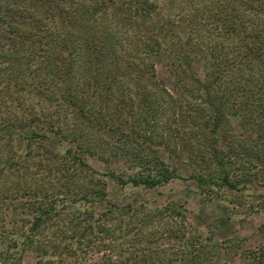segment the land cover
<instances>
[{"label": "trees", "instance_id": "16d2710c", "mask_svg": "<svg viewBox=\"0 0 264 264\" xmlns=\"http://www.w3.org/2000/svg\"><path fill=\"white\" fill-rule=\"evenodd\" d=\"M73 1L0 0V211L8 210L9 217L0 228V264H12L33 247L49 222L55 232L58 217L68 218L62 229L68 244L57 251L58 261L71 255V241L77 243L76 251L90 248L92 254L108 246L117 256L122 245L114 232L128 224L126 235L133 240L128 245L140 247L110 264H203L216 242L203 239L197 228L185 230L181 212L169 210L170 223L154 230L163 211L138 216L132 203H109L105 181L82 153L105 162L122 159L131 173L126 180L116 177L136 187L186 178L181 172L189 171L187 177L210 193L220 187L246 189L255 181L264 188V0H171L191 13L183 20L190 47L178 63L170 61L182 86L175 100L179 123L170 143L155 140L165 101L150 83L153 63L145 62V54L157 47L177 51L176 44L162 40H171L174 31L168 18L153 15L156 0H95L82 7ZM111 7L119 9L136 37L120 39L107 23L100 32L95 28L93 14ZM194 65L202 69L203 79ZM188 70L190 79L185 78ZM50 76L66 81L60 95L48 92ZM34 89L42 98L67 100L77 116L71 135L52 113L23 105V92ZM230 117L237 118L236 129ZM62 141L68 147L54 166L63 179L46 188L40 182L29 187L28 173L41 174L43 161L57 153L53 145ZM234 162L247 167L230 169ZM107 202L109 209L97 211L96 205ZM18 214L21 218L15 219ZM115 218L119 220L111 229L107 223ZM157 232L177 245L163 252L156 245L162 238ZM106 238L111 243L104 244ZM35 248L38 252L41 246ZM41 258L37 255L38 262Z\"/></svg>", "mask_w": 264, "mask_h": 264}, {"label": "rangeland", "instance_id": "374dc122", "mask_svg": "<svg viewBox=\"0 0 264 264\" xmlns=\"http://www.w3.org/2000/svg\"><path fill=\"white\" fill-rule=\"evenodd\" d=\"M94 1L95 0H74L73 2L75 5H81L82 7L93 5ZM156 5L153 15L154 12H156L163 20L168 18L171 29L174 31L171 35V40L169 36L164 37L162 40H165L166 43L170 42V44H176L174 48H176L177 51L175 50L173 54L172 50L169 52L162 46H160V48L156 46L157 48L154 49V52L145 54V62L153 63L155 76L150 80V83L159 87L161 93L160 99L161 101L163 100V102L165 101L164 107L166 110L164 109V116L160 118L161 120L156 126L155 140H167V142L170 143L171 139L169 136L173 134L171 133L173 130L177 129L176 125L179 123L175 115L179 107L176 105L175 100L179 99L178 92H182V86L178 81L179 77L176 76L178 72H174L173 66H170V61L176 60L175 62L178 63L181 60L179 57L182 58L185 50L190 47V39L188 38L189 30L185 27L186 25L183 23V20L185 16L187 17V13H191V11L185 10V8H179L175 2L171 0H156ZM112 7L106 8L105 13H103V10H98L93 14V18L91 17V19L96 23L95 28L100 32L102 23H107L106 26L107 28L109 27L108 30L110 29V31H113L120 39H128L131 35H135L136 37L135 29H133L132 26L129 27L128 24L123 23L121 20L119 9ZM211 23V26L216 24L215 21H211ZM78 26H82L80 28L85 30L83 25L79 24ZM216 38V36L214 38L212 37L214 40ZM212 43L213 42H211V44ZM215 43H217V40L214 41V44ZM191 47H194V45ZM183 67L184 66L181 68ZM194 67H197L196 72L198 77L203 79L204 75L202 69H200L198 65H194ZM33 69L36 70V67ZM191 72V70H188L185 78L190 79ZM41 76L42 75L39 74V76L36 77L40 79ZM50 78L52 82H50L47 87L48 92H55L57 95H60L62 91H59V88L65 87L66 81L62 82L55 76H50ZM28 81L31 83L32 79L29 78ZM125 83L127 82L125 81ZM27 85L29 86L31 84ZM39 93L40 90L38 89H34L32 92H23L21 96L23 105L34 107L36 112H38L37 110H41L47 112L48 115L52 113L55 121H58L62 129L71 135L73 126L77 123V116L72 110V107L67 104V100H65V98H60V100L57 101L58 97L56 98V96L50 95H48L49 98H46V96L42 98L38 95ZM230 124L236 129L237 118L230 117ZM235 133H237V131ZM184 139L183 143L185 141ZM17 141L18 139L15 138V143ZM67 142L68 141H62L59 142L58 145H53L57 153L56 155L51 154L54 160L50 157L49 160L46 159V161H43L45 164L44 167L47 168H44L41 174L36 173V171L28 173L27 181L29 187L34 188L40 184L42 186L44 185V188H46L50 186L52 181L57 183L58 178L59 181L63 179V177L60 176V172L55 168L54 161L57 160L58 156H63L61 154H63L65 151L64 149L68 147ZM109 149L107 150L110 151ZM50 152L53 151L50 149ZM82 154L87 165L96 173L100 174L101 179L105 181L106 197L109 203H116L121 206L132 203L133 209H135L138 216H142L143 214L152 215L156 212L163 211L160 213L161 218L159 220L156 219L153 224L154 230H157L158 226L161 227V225L163 229L166 223H170L171 215L169 214V210L172 209L173 211L181 212L185 215V230H189L188 227L197 228V230L201 232L203 239H210L212 242H216L218 244L215 246L216 250L212 256H209L210 258L207 257L203 264H264V254H260L261 250L264 251V188L261 182L256 183L255 181L252 185L248 186V188L240 190H231L225 187L215 188L214 192L210 193L207 190H200L195 181L187 177L189 171H185L181 173L183 176H186V178H174L156 187H144L141 185L136 187L131 183H122L116 177V174H118L122 179L126 180L127 174L131 173L122 159L113 160L114 157H110V159L108 158L109 162H105L98 156H93L86 152ZM229 162H231V159ZM229 165L230 169L239 167L240 170H244L247 167V164L240 162H234ZM82 178L80 179V184L83 182ZM34 182L40 183L34 184ZM108 202L98 204L95 208L97 211L109 209L111 205ZM26 205H24V207H26ZM2 210V212L0 211V228L3 225L2 221L9 222V217H6L8 210ZM21 215L22 214H18V216H15V219H20ZM118 220L119 218H115L114 220L109 219L107 225L111 229H114V225H117ZM56 221L57 230L55 232L51 228L52 223L49 222L48 227L42 229L32 242V245L34 244L33 247L29 246L12 264H110L113 263L111 260L115 259L117 263H119L127 255H130L129 253L133 251L134 247H140L139 245H137V247L136 245H128V242L132 243L133 240L130 239L131 235H126V227L128 224H123L121 230L117 229L118 231L116 230L114 232V236H116V238L118 237L121 241L120 245H122L119 247L120 251L117 256L116 253L112 251H110V253L108 252V246H105V248L101 247L99 248V252L92 254H89L90 248H87L88 253L86 252L87 250L79 251L77 249L78 251H76L75 248L77 247V243L71 241L72 244L69 243V247L70 245L72 246L70 248L68 247V253L71 255L68 259H65L62 255L58 261L57 251L68 244V238H65L64 233H62V229L68 224V218L58 217ZM66 233L69 235V232ZM156 236L161 237L162 235L157 232ZM157 239V247L165 253L170 251L169 249L172 246L177 245L176 241L168 240L165 236H162L161 239ZM3 243V238H0V248L4 245ZM103 243L106 245L111 243L110 238L104 239ZM38 246H41V248L36 252L34 249ZM96 248V245H94L93 248L91 247L92 250H96ZM37 255L42 256L41 262L37 261ZM167 256L168 255H166V257Z\"/></svg>", "mask_w": 264, "mask_h": 264}]
</instances>
